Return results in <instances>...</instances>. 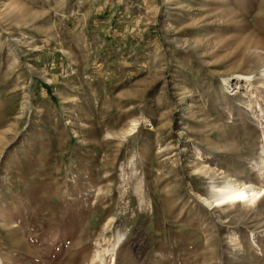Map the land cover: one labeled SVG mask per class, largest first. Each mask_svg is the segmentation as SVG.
Masks as SVG:
<instances>
[{
	"label": "rangeland",
	"instance_id": "rangeland-1",
	"mask_svg": "<svg viewBox=\"0 0 264 264\" xmlns=\"http://www.w3.org/2000/svg\"><path fill=\"white\" fill-rule=\"evenodd\" d=\"M0 264H264V0H0Z\"/></svg>",
	"mask_w": 264,
	"mask_h": 264
},
{
	"label": "bare ground",
	"instance_id": "bare-ground-1",
	"mask_svg": "<svg viewBox=\"0 0 264 264\" xmlns=\"http://www.w3.org/2000/svg\"><path fill=\"white\" fill-rule=\"evenodd\" d=\"M213 188V187H212ZM213 190V189H212ZM213 196L218 205L222 204H251L263 193V188L244 183L228 182L224 187L214 190Z\"/></svg>",
	"mask_w": 264,
	"mask_h": 264
}]
</instances>
